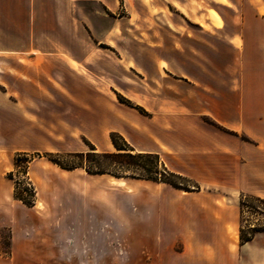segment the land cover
<instances>
[{
    "label": "crops",
    "instance_id": "0c3cea01",
    "mask_svg": "<svg viewBox=\"0 0 264 264\" xmlns=\"http://www.w3.org/2000/svg\"><path fill=\"white\" fill-rule=\"evenodd\" d=\"M43 1L39 10L46 8L43 18L50 25L39 26L34 9L28 27V0H0V264H120L154 258L178 243L183 251L164 264H264V245L247 249L262 242L264 232L229 257L218 256L230 218L210 188L264 198V90L252 103L236 90L227 70L234 63L209 57L220 48L235 52L232 39L212 38L204 45L195 35L188 43L193 34L164 28L154 30L143 47L137 28H123L115 17L103 30L113 47L108 52L90 25L68 17L66 0ZM78 1L86 0H70ZM97 1L112 12L121 3ZM257 8L264 25V0ZM210 32L230 35L224 28ZM258 32L257 65L264 73V28ZM219 67L226 71L218 74ZM116 91L147 113L119 102ZM45 100L55 107L48 110ZM113 131L137 151L158 153L170 170L196 180L201 189L111 175L115 183L107 185V174L95 179L102 186L92 187L88 178L74 179L79 168L39 161L29 170L36 203L15 198L14 181L7 177L14 152L83 151L79 135L113 152ZM239 228L240 219L237 234ZM123 245L131 247L123 253Z\"/></svg>",
    "mask_w": 264,
    "mask_h": 264
},
{
    "label": "rangeland",
    "instance_id": "374dc122",
    "mask_svg": "<svg viewBox=\"0 0 264 264\" xmlns=\"http://www.w3.org/2000/svg\"><path fill=\"white\" fill-rule=\"evenodd\" d=\"M66 1L68 17L75 18L76 20L81 19L85 23L90 25L96 33L95 36H93L96 42H98L99 40L105 41L104 39L106 37L103 34V30L110 26L108 23V19L110 20L115 17H118L121 20V25L119 26H122L123 28H137V30L139 31L138 43L143 47H145L150 41L153 40V37L150 34L154 33V30L157 32L159 29L164 28L178 29L179 31L175 33L179 35H182V33L193 34L194 36H187L188 43L190 42L189 39H195V35H197V41H202L204 45H210L209 42L210 40H212V38H218L220 41L222 39L231 38V44L234 46L235 52L226 51L225 48H220V51L216 55L214 54L209 57L211 59H216L219 61L228 60L234 63V67L227 70H229V74L232 73L235 76L236 90L240 93L244 92L246 97L251 99L250 101L252 103L258 102L257 98L259 92L264 90V84L259 83V75H262L264 73L262 72V69L258 68L257 65L259 50L258 31L260 28H264V25L260 24L257 18V2L259 0H127V2L124 0H120L121 3L116 12H112L104 4L97 0L78 1L76 3H71L70 0ZM42 4H44L43 0H36L34 2L33 0H28V27L31 25V21L33 20L32 17L34 9H37L36 11L38 12V25H50L49 20L47 18H43V16L46 15L48 17L46 8H41L39 10ZM132 15L133 19H131ZM67 26L70 25L67 24ZM213 28L228 29L230 35H219L216 37L212 36L210 35V33H212L210 32V29ZM101 46L107 49L108 52H111V48H113L110 46L108 39H106L105 42H101ZM216 70L218 74H221L223 70L226 71V68L219 67L218 69H214V71ZM132 75L136 77L135 73H132ZM140 82L144 83L141 79ZM118 94H121L122 96L130 99L133 103L138 104L135 100H132L119 91H116L117 99ZM37 102L41 103V101ZM42 102L43 106L48 110L55 107V104L51 100H45ZM246 102H248V100ZM79 141L84 146L83 151L27 150L14 152L13 162L17 152H28L29 154L28 156L22 155L20 159H23L24 161L21 163V166H14V169L12 170V174L14 177L12 179L14 181V187L15 181H19L20 190L26 197L29 198L31 197L29 193H33L35 195L34 198L36 203L38 189L30 178L29 170L33 162L39 163V161H43L47 163H53L46 156L47 152H91L89 156L80 159L87 166L97 168L98 163H100L102 168H109L110 170L117 169V165L113 159L102 158L100 157V154H97L107 151L98 148L91 140L83 135H79ZM119 143H121V140L119 141ZM91 145H95L97 151H93ZM37 153H40L41 156H38ZM26 159H31L28 166L25 165L27 164ZM62 159L66 161H79V159H73L69 157H64ZM55 165L58 166L57 164ZM25 166H27V170ZM58 167L61 168L60 166ZM87 173L88 172L85 168H79V170L75 173L74 179L77 181L88 178L91 180L92 187H97L100 185L102 186L104 184V182H95V179L100 177L99 175L102 174H91L94 176H89L87 175ZM131 173L132 172H127L124 174L129 175ZM105 174H107L105 175V177H101L107 179L109 175L108 173ZM175 180L181 182L184 186L194 188V184L191 181H188L186 179ZM105 183L107 185H110V183H108L106 180ZM123 183L129 187H134V184H132L131 182ZM204 190L209 189L205 188ZM210 190H213L217 194L218 205L226 206L228 208V217L230 218V221L226 226L225 234L222 235L223 238L220 237L221 242L219 244L220 250L218 251V256L223 259L224 257H229L231 253L233 254L235 251L237 252V250H239L238 247L240 245V237L237 233L240 219L239 203L242 193H239L237 191L231 192L230 190L222 187H213L210 188ZM257 204L260 203H251V205L253 206H257ZM263 209L264 205H261L260 210H256L250 207L245 208L243 218L246 222L244 224L248 225L249 223H254L256 225H263ZM262 245H264V240L262 242L256 240L255 242L247 246V249H249V251H256ZM139 246L141 247V245ZM129 247L131 246L123 245V253H125V251H127ZM183 247L184 245L182 243H178L176 245H172L170 248H161L158 252H156L154 258H152V256H150V258L147 256V258L145 259H124L120 262V264H164L165 259H169L173 254L183 251ZM5 249L6 247L4 245V250ZM112 262L113 260L111 261V263ZM224 263L227 264V262Z\"/></svg>",
    "mask_w": 264,
    "mask_h": 264
},
{
    "label": "trees",
    "instance_id": "16d2710c",
    "mask_svg": "<svg viewBox=\"0 0 264 264\" xmlns=\"http://www.w3.org/2000/svg\"><path fill=\"white\" fill-rule=\"evenodd\" d=\"M118 101L130 106L132 108L137 109L141 113H147V111L140 105L133 103L130 99L122 96L121 94H118ZM209 123L217 125L218 123L212 119L207 120ZM243 140L251 141V139L242 134L241 135ZM111 141L116 148L113 152H102L97 153L100 154V157L106 158V159H113L114 162L117 165L116 170H110L109 168H102L100 163H98L97 168H92L90 166H87L82 160L91 152H77V153H60V152H47L46 156L51 160L53 163L57 164L63 169L66 170H74L77 168H85L86 171L90 174H105L108 173V175L116 176V177H132V178H140V179H147L152 180L156 182H162L169 184L177 189H182L186 191H196L200 190L201 186L200 184L191 179L190 177L183 175L181 173H176L172 170H170L164 161L162 160L161 156L158 153H152V152H141L137 151L126 139L123 135H121L118 132H111L110 133ZM121 140V143L119 141ZM93 151H97V148L95 145H91ZM22 155L28 156V152H17L16 157L14 159V166L20 167L21 163L24 161L23 159H20ZM38 156H41L40 153H37ZM55 156V157H54ZM69 157L73 159H79V161H66L62 158ZM27 165L31 161V159H26ZM27 166H25L27 170ZM26 172V171H25ZM132 172L129 175H125L124 173ZM7 177L10 179H13L12 171H10L7 174ZM175 179H186L188 181H191L194 184V188H191L189 186H184L181 182L176 181ZM29 195L32 197H26L24 193L20 190V182L15 181V190H14V196L16 199L22 201L24 204L28 206H33L35 203V195L33 193H29ZM256 202L260 203L257 204V206L251 205V203ZM261 205H264V198L248 194V193H242L240 197V228H239V237H240V243L245 244L254 239V237L258 233L264 232V224L263 225H256L254 223H249L248 225L244 224L246 221L243 218L244 209L247 207L254 208L256 210L261 209ZM264 210V209H263Z\"/></svg>",
    "mask_w": 264,
    "mask_h": 264
},
{
    "label": "bare ground",
    "instance_id": "6f19581e",
    "mask_svg": "<svg viewBox=\"0 0 264 264\" xmlns=\"http://www.w3.org/2000/svg\"><path fill=\"white\" fill-rule=\"evenodd\" d=\"M109 183H115V178L114 177H109L108 178Z\"/></svg>",
    "mask_w": 264,
    "mask_h": 264
}]
</instances>
